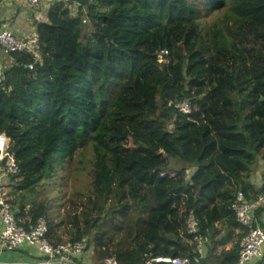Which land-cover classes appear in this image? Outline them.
I'll return each instance as SVG.
<instances>
[{
	"label": "trees",
	"instance_id": "16d2710c",
	"mask_svg": "<svg viewBox=\"0 0 264 264\" xmlns=\"http://www.w3.org/2000/svg\"><path fill=\"white\" fill-rule=\"evenodd\" d=\"M75 1L76 15L61 1L48 8L35 23L40 57L17 52L0 80V133L22 167L10 183L20 178L10 196L17 216H45L49 238L64 241L48 202L31 197L91 141L96 194L120 199L130 184L148 210L124 249L93 230L95 222L77 226L70 240L88 236L94 253L81 264L113 256L117 264L156 255L194 260L190 209L207 237L202 264H234L244 234L230 208L234 195L239 188L264 195L263 172L258 184L250 179L252 164L264 161V0ZM221 10L237 18L230 34L203 24ZM10 19L23 32L18 14ZM184 99L190 113L177 106ZM256 213L264 214V204ZM230 238L234 248L212 250ZM253 264H264V254Z\"/></svg>",
	"mask_w": 264,
	"mask_h": 264
},
{
	"label": "built area",
	"instance_id": "2783aa9c",
	"mask_svg": "<svg viewBox=\"0 0 264 264\" xmlns=\"http://www.w3.org/2000/svg\"><path fill=\"white\" fill-rule=\"evenodd\" d=\"M22 2L29 9L48 11L50 5L58 0H0V16L4 7H11L17 11L14 3ZM72 14L76 15L80 5L77 1L67 0ZM25 9V8H24ZM12 14L0 19V80L6 77V66L14 60L17 52L29 51L36 58L40 57L37 50L38 38L35 32L28 29L18 32L13 28ZM42 19L45 14L38 15ZM37 17V18H39ZM86 18H84V22ZM167 53V50H164ZM34 63H27L26 67L33 68ZM177 106L184 112L190 113L191 103L182 100ZM10 138L0 133V253L5 250H16L24 244L35 246L39 252L37 264H81L80 260L86 257L89 251L88 238L82 237L76 241L64 240L54 243L48 236L49 225L45 216H38L35 220L29 217H18L17 210L10 200L9 185L14 175L22 172V167L15 157V153L9 149ZM259 183V182H258ZM264 185V171L261 177ZM264 204V195L258 198L248 197L245 191L239 188L231 202L230 208L234 212L236 221L244 234L241 237L238 259L234 264H253L264 254V214L258 216L256 208ZM187 231L192 236V241L198 244V257L192 260L189 256L156 255L150 258L146 264H202L200 261L203 243L207 239L199 228V220L194 209L188 211L186 217ZM0 259V264H1ZM90 264V263H89ZM104 264H117L115 256L105 259Z\"/></svg>",
	"mask_w": 264,
	"mask_h": 264
},
{
	"label": "rangeland",
	"instance_id": "374dc122",
	"mask_svg": "<svg viewBox=\"0 0 264 264\" xmlns=\"http://www.w3.org/2000/svg\"><path fill=\"white\" fill-rule=\"evenodd\" d=\"M58 1L64 2L65 6H69L67 0ZM18 9L20 14L25 13L22 7H18ZM41 19V17L35 19L33 14L27 15L24 17L21 26L27 30L26 25H30V31L35 32L37 31L35 23L43 21ZM236 20L237 18L232 12L221 10L210 13L203 24L206 28L215 25V27H220L230 34L228 28L234 29ZM85 23L87 29H90V22ZM94 159L93 145L91 141H88L75 152L72 159L66 160L62 166L58 167L57 176L47 180L41 188L39 187L40 191L31 198L48 202V216L50 220L57 224V232L61 239L70 240L72 235L75 234L77 226L83 229L88 223L95 222L93 230L100 231L105 239L110 238L118 248L124 249L128 246L132 233L143 223V216L147 214L148 206L138 202L137 197L134 195L137 188L130 184L124 185L125 191L120 199H118V195L104 199L96 194L93 187ZM260 160L257 159L251 166V180L260 177L264 170V161ZM174 164L181 166V163L177 160L174 161ZM190 172L191 169L188 170V175H190ZM18 180L20 178H15L12 184L9 185V195L12 198L17 195L16 192L18 191L14 184ZM143 192H146L147 198L151 197L150 192L147 190L143 189ZM119 203L127 204L125 213L111 210V207L117 206ZM17 205L16 207H18ZM218 227L221 232L224 231L223 222H219ZM85 237L88 238V236ZM93 242L95 243L94 240L91 241V243ZM236 243V239L230 238L220 244L219 247H213L212 250L216 249L219 253L234 248ZM88 254L94 258L91 247Z\"/></svg>",
	"mask_w": 264,
	"mask_h": 264
},
{
	"label": "crops",
	"instance_id": "0c3cea01",
	"mask_svg": "<svg viewBox=\"0 0 264 264\" xmlns=\"http://www.w3.org/2000/svg\"><path fill=\"white\" fill-rule=\"evenodd\" d=\"M15 4V8L17 10V12L12 11V6L11 7H4L2 9V16H0V19L2 18H6L7 15H14L15 13L18 14V19L16 21L17 24H19L21 26V24L24 21V17L25 16H29V15H35V19L37 17H39L38 15L41 13L46 14L44 8H42L41 10H35V9H29L26 6H24V4H22V2H16ZM18 7H22L24 12L23 14L19 13V9ZM25 8V9H24ZM13 24V21H12ZM32 26V25H31ZM22 27V26H21ZM27 29L30 31L31 27L30 25H26ZM23 28V27H22ZM36 33V31H35ZM260 181V178L258 177L257 179L253 178V183L254 184H258V182ZM2 227L1 221H0V229ZM39 252L38 250L35 248V246L33 245H29V244H24L22 245L21 248H18L16 250H5L3 252L0 253V259H1V264H37L36 262L39 261Z\"/></svg>",
	"mask_w": 264,
	"mask_h": 264
},
{
	"label": "water",
	"instance_id": "95a60500",
	"mask_svg": "<svg viewBox=\"0 0 264 264\" xmlns=\"http://www.w3.org/2000/svg\"><path fill=\"white\" fill-rule=\"evenodd\" d=\"M174 239H177L176 237H174ZM150 249H151V246H147L146 250H147V253L150 252Z\"/></svg>",
	"mask_w": 264,
	"mask_h": 264
}]
</instances>
